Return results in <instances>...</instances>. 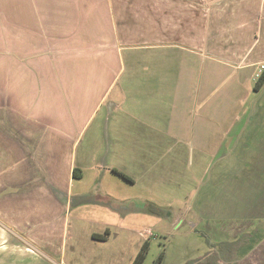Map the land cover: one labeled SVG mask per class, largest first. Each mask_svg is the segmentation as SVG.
Instances as JSON below:
<instances>
[{
  "label": "crops",
  "instance_id": "0c3cea01",
  "mask_svg": "<svg viewBox=\"0 0 264 264\" xmlns=\"http://www.w3.org/2000/svg\"><path fill=\"white\" fill-rule=\"evenodd\" d=\"M263 68L264 0H0V264H52L5 227L63 264L77 182L86 196L80 181L98 175L88 169L121 172L116 157L131 165L140 151L149 157L155 135L160 148L190 137L204 149V133H222L215 151L227 143L243 152L218 162L228 176L218 202L229 211L209 210L226 219L214 236L241 210L225 167L263 169L243 181L264 210V158L254 157L259 166L248 158L262 139L252 147L245 138L260 124L246 102L262 104L264 86L253 87ZM240 235L212 242L231 253Z\"/></svg>",
  "mask_w": 264,
  "mask_h": 264
},
{
  "label": "rangeland",
  "instance_id": "374dc122",
  "mask_svg": "<svg viewBox=\"0 0 264 264\" xmlns=\"http://www.w3.org/2000/svg\"><path fill=\"white\" fill-rule=\"evenodd\" d=\"M257 97L246 104L254 109L252 120L259 121L260 126H252L245 135L250 138L248 144L252 147L258 137L262 139L263 148L251 150L252 157H248L255 166H259L255 158H264V95L262 104H259L260 96ZM227 126L221 123V132ZM239 127L242 131L244 123ZM207 137L208 134L202 135V140L206 141L204 149H199L196 140L190 137L187 142H180L181 145L172 137L169 148L164 144H161L164 148H160L163 137L155 135L152 138L155 150L149 157H142L143 151H140L136 157L138 162L131 165L129 160L122 162V157L117 156L115 164L120 165L118 168L124 165L123 173L130 170L134 184L110 172L102 178L106 165L88 169L97 171L96 183L90 182L88 173L80 184L90 192L86 196L79 195L77 182V189L74 187L66 203L62 263L131 264L146 242L148 252L143 264H264V229L259 230L260 223L264 224V210L259 209L263 196L256 198L258 194L250 192L255 188L243 181L244 174L260 177L263 169L256 167L249 173V168L245 167L240 173L243 167H225L226 172L231 173L232 207L235 201L241 210L232 208L231 218H226L235 220L231 221L233 228L222 229L214 236L213 230L226 219L211 215L209 210L220 207L224 209L221 214L229 211L227 200L218 202V197L223 200L222 191L228 178L218 174V171L225 172L218 162L228 154L231 158H240L243 152L231 149L227 143L220 151H215L220 139L226 136L212 133ZM207 213L213 218H208ZM247 232L252 234L248 239L250 234L240 235ZM238 235L240 240L231 243V253L229 249L226 251L225 245H208L218 237L237 238ZM6 249L0 245V251Z\"/></svg>",
  "mask_w": 264,
  "mask_h": 264
},
{
  "label": "trees",
  "instance_id": "16d2710c",
  "mask_svg": "<svg viewBox=\"0 0 264 264\" xmlns=\"http://www.w3.org/2000/svg\"><path fill=\"white\" fill-rule=\"evenodd\" d=\"M264 86V69L261 71V73L258 75V78L255 82V85L253 87V90L258 92L262 87ZM111 172L115 175H117L118 177L122 178L123 180H125L126 182L129 183H134L133 180L127 176L126 174H124L123 172H120L118 170H111ZM75 174V171H74ZM76 176V174H75ZM208 245H210V247L213 246V244H210V242H208ZM148 252V243H143L140 250L138 251V253L136 254L135 258L133 259L131 264H143L146 255ZM162 259V254L160 255V259L159 261H161Z\"/></svg>",
  "mask_w": 264,
  "mask_h": 264
},
{
  "label": "water",
  "instance_id": "95a60500",
  "mask_svg": "<svg viewBox=\"0 0 264 264\" xmlns=\"http://www.w3.org/2000/svg\"><path fill=\"white\" fill-rule=\"evenodd\" d=\"M3 227H5V226H3ZM5 229L7 231H9L12 235H14L16 238H18L21 242H23L24 244H26L30 249L35 250L37 253H39L41 256H43L45 259H47L52 264H59V263L51 260L46 254H44L42 251L38 250L36 247L32 246L28 241H26L24 238H22L21 236H19L18 234H16L14 231L10 230L7 227H5Z\"/></svg>",
  "mask_w": 264,
  "mask_h": 264
}]
</instances>
